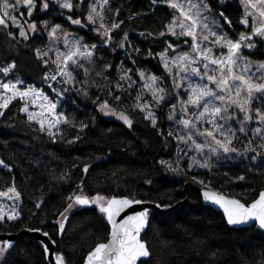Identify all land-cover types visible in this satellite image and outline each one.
<instances>
[{
  "label": "trees",
  "instance_id": "1",
  "mask_svg": "<svg viewBox=\"0 0 264 264\" xmlns=\"http://www.w3.org/2000/svg\"><path fill=\"white\" fill-rule=\"evenodd\" d=\"M87 2L91 3V0ZM208 3L212 14L222 24L225 22L219 17L221 11L232 20L231 31L225 24L229 32L244 29L239 24L242 6L238 0H208ZM111 4L113 8L120 7L117 19L124 21L117 39L122 37L123 32L128 33L129 39L124 48L117 43L112 47H98L97 57H102L104 62L111 63L116 69L106 73L110 80L118 79L122 63L125 68H133L134 73L144 70L163 76L171 92L170 82L159 60L155 55L149 56L148 49L153 53L162 51L169 37L160 38L158 33L164 30L172 10L162 0H157L156 4L152 0H111ZM53 6L50 4L47 15L37 12L34 18L59 23L65 29L73 28L74 25L66 20V11H53ZM78 31L86 42L100 45L94 32L86 28H79ZM147 33H155L156 37ZM171 39L174 41V38ZM47 43L45 35H38L27 42L13 40L0 26V67L15 62L16 68L11 73L13 77L22 78L27 85L42 87L52 95L48 82L44 80L45 72L50 71L51 66L46 69L33 51ZM136 48L140 49L139 53L134 51ZM254 56L264 60V48L260 42ZM100 66L101 61L97 60V67ZM1 78L4 79L2 73ZM83 78L81 71L78 79ZM133 80L137 83L128 90L123 104L117 105L129 109L133 115L132 128L120 119L99 112L94 102L97 96L101 100L108 98L110 103L113 101L107 96L106 89L96 87V84L104 82L95 76V72L91 75L88 96L75 89L64 94L58 111L73 119L77 127L63 126L62 139L54 142L47 133L39 131V126L29 122L27 115L20 111L19 102H14L5 111V115L0 117V159L10 168L0 166V188L6 182L15 180L22 192L19 205L22 218L0 225V233L42 229L56 241V250L64 254L68 264H84L88 252L109 237L110 225L106 219L95 206H82L74 208L69 214L62 235L55 223L60 219L58 213L66 207V197L77 191V186L83 181V190L89 195L99 191L104 195H130L170 206L178 204L172 211H150L143 239L148 242L151 255L142 260L143 264H264V231L255 225L242 228L229 226L219 210L203 203L199 191L202 185L192 181V176L197 175L210 181V186L216 190L250 203L264 190V158L253 160L252 154L234 156L211 171L188 169L189 161L184 159L181 167L186 175L166 171L158 162L161 159L173 162L177 155L176 145L171 138L167 141L162 138L158 129L166 132L171 128L168 119L171 108L162 104L157 112L158 126L152 127L139 111L129 108L142 85L135 74ZM53 87L58 85L53 84ZM80 122L88 124L82 132L78 126ZM77 134L81 136L79 141L66 142ZM85 164L91 165L88 173L82 171ZM240 175H244L245 179H236ZM148 179L152 180L151 185L146 183ZM186 184L188 191L185 193ZM41 200L43 203L37 207ZM0 264L49 262L41 241L24 234L0 259Z\"/></svg>",
  "mask_w": 264,
  "mask_h": 264
},
{
  "label": "snow or ice",
  "instance_id": "2",
  "mask_svg": "<svg viewBox=\"0 0 264 264\" xmlns=\"http://www.w3.org/2000/svg\"><path fill=\"white\" fill-rule=\"evenodd\" d=\"M238 2L242 6L239 24L246 31L239 32L237 38L233 39L225 31V24L231 31L232 20L223 11L219 17L224 24L211 18L212 7L208 0H162L172 12L158 36H167L169 39L165 41L162 51L153 53L148 49V55H155L159 60L170 82V92L169 83L163 76L144 70L134 73L133 68H125L122 63L117 80H110L106 74L116 69L111 63L104 62L102 57H97L98 47H112L117 43L120 48H124L129 39L127 32L117 39L124 21L117 19L121 9L113 8L111 0H91V3L87 0H0V26L13 40L27 42L38 35L46 36L48 43L33 51L46 69L51 66V70L44 75L49 87L58 85L52 87L58 98L52 99L41 89L24 85L19 79H0V117L14 102H19L20 111L27 115L29 122L39 126V131L47 133L54 142L62 139L63 126L75 128L77 123L63 111H58L59 98L73 89L88 96L91 75L95 72V76L104 82L96 84V87L106 89L107 96L113 101L110 103L108 98L101 100L97 96L94 102L99 112L118 117L132 128L133 115L129 109L117 105L123 104L128 90L137 83L133 80L135 74L142 81V86L129 108L139 111L154 128L159 123L157 111L160 106L167 104L171 108L168 119L173 121L175 127L166 132L158 129L162 138L166 141L171 138L176 145L177 155L173 162L164 159L158 162L166 171L186 175L187 172L181 167L185 158L189 161L188 169L198 167L209 171L213 167V158L217 163L248 154H252L253 160L264 158V62L254 63L244 54L245 49L257 48V40L264 44V0ZM152 3L156 4L157 0H152ZM50 4L66 10V20L72 25L94 32L100 45L86 42L83 37L67 31L59 23L34 18L37 12L47 15ZM114 33L117 35L114 36ZM147 35L156 37L155 33ZM134 51L139 53L140 49ZM97 60L101 61L100 67H97ZM15 68L16 64L12 62L0 67V73L8 77ZM81 71L84 78L78 79ZM170 95L172 99H168ZM33 107L36 110H32ZM78 126L82 132L88 124L80 122ZM80 139L81 136L77 134L66 142L71 144ZM0 166L10 168L3 159H0ZM90 167L85 164L82 171L88 173ZM236 179L244 180L245 176L240 175ZM192 181L204 186L202 196L205 201L213 202L223 209L227 224H255L264 231V191L259 193L257 199L247 203L212 189L210 181L200 179L197 175L192 176ZM146 183L151 185L152 180L148 179ZM77 188V191L66 197V207L58 213L60 219L55 223L59 234L64 233L69 214L76 207L95 206L110 225L108 239L98 242L88 252L85 264H138V261L143 264L141 258L151 255L148 242L141 238V233L149 225L150 210L144 208L132 214H122L146 201L130 195H104L99 191L89 195L83 190V181ZM4 200L11 203L2 202ZM21 201L22 192L14 179L0 188V225L22 218L19 209ZM42 203L41 200L36 206ZM155 206L170 207L162 203H156ZM28 231H42L45 237H49L51 244H56L47 231L37 228ZM8 235L11 236V233ZM41 243L45 253L54 256L51 264H68L62 252L55 248L50 250L47 244ZM13 245V240L0 238V259Z\"/></svg>",
  "mask_w": 264,
  "mask_h": 264
},
{
  "label": "water",
  "instance_id": "3",
  "mask_svg": "<svg viewBox=\"0 0 264 264\" xmlns=\"http://www.w3.org/2000/svg\"><path fill=\"white\" fill-rule=\"evenodd\" d=\"M214 190H216V189H214ZM187 191H188V185L186 184L185 193ZM199 191L201 193V197H202L203 203L206 204V205L212 206L213 208L219 210L223 214V216L225 217V220H226V214L224 213L223 209L219 205H217V204H215L213 202L205 201L203 199L202 192L204 191V186L203 187L202 186L199 187ZM216 191H218V190H216ZM262 191H264V190H262ZM221 193L224 194V195H226V196H229V195H227V194H225L223 192H221ZM229 197H231V196H229ZM232 198H237V197H232ZM237 199H239V198H237ZM242 202H244V201H242ZM155 204L156 203H153V202H150V201H146V203H144V204L134 205L132 208L128 209L126 211V213H124L122 215H127V214H132L133 212L142 211L144 208H148L150 211L152 210V211H157V212H168V211H172L173 209H175L178 206V204H176L174 206H170V207H167V208H157L155 206ZM252 225H255V224H252ZM229 226L236 227V228L249 227L248 225H237V226L229 225ZM145 231H146V229L144 230V232L141 233V238L142 239H143V235H144ZM24 234H28V235L35 236L41 242H43L44 244H47L50 250L53 249V248L56 249V244L55 245L51 244L49 237H45L43 235V232H41V231H39V232L38 231H28V229H24V230H22L20 232H17V233H11V236H9L8 233H0V238H3V239H11L15 243ZM51 240H53V239L51 238ZM46 256H47V260H48L49 264H51L52 260L54 259V256L53 255H50V254H47V253H46ZM146 258L147 257L141 258V260H144ZM85 260H86V258H85ZM84 264H85V261H84ZM138 264H140L139 261H138Z\"/></svg>",
  "mask_w": 264,
  "mask_h": 264
},
{
  "label": "rangeland",
  "instance_id": "4",
  "mask_svg": "<svg viewBox=\"0 0 264 264\" xmlns=\"http://www.w3.org/2000/svg\"><path fill=\"white\" fill-rule=\"evenodd\" d=\"M53 5H55V4H53ZM59 8L55 5V6H53V8H52V10L53 11H56L57 12V10H58ZM51 10V11H52ZM62 10V9H61ZM64 11H66V10H64ZM55 12V13H56ZM65 14H68L67 13V11H66V13ZM211 18H215V16L213 15V14H211ZM215 19H217L220 23H222L218 18H215ZM80 27L79 26H77V25H74V27L73 28H69V29H66L67 31H69V32H72V33H74V34H77V35H79V36H81V34L79 33V31H78V29H79ZM225 31H228L227 30V27L225 26ZM242 31H246V29L244 28V29H242V30H240V31H235V32H229V35L230 36H232V38L233 39H236L237 38V34L239 33V32H242ZM81 37H83V36H81ZM83 39H84V37H83ZM85 40V39H84ZM174 40H175V38H174ZM259 40H257V48H258V46H259ZM103 47L104 46H106V45H102ZM257 48H255V49H253V50H247V49H245L244 50V54L246 55V56H249V58L254 62V63H261V62H264V60H261V59H258V58H256L255 56H254V54L256 53V49ZM263 48H264V44H263ZM185 50H187V49H185ZM3 78L5 79V80H8V79H12V80H16V79H19L20 81H22L23 82V84L24 85H27V84H25V82H24V80L22 79V78H20V77H13L12 75H11V73L9 74V76L8 77H4L3 76ZM2 79V78H1ZM29 85H31V86H34L35 88H37V89H41L46 95H48L50 98H52V99H57L56 97H53L52 95H50L44 88H42V87H36L35 85H32V84H29ZM141 84H140V88H141ZM51 94H53L52 93V91H51ZM54 95V94H53ZM262 103H264V101H262ZM254 106H255V102H254ZM58 108H59V106H58ZM32 110H36L35 109V107H33V109ZM160 110V109H159ZM158 110V111H159ZM157 111V112H158ZM170 111L171 110H169V113H170ZM108 116H111V115H108ZM111 117H114V118H117V119H119L118 117H115V116H111ZM170 121V120H169ZM169 125H170V127L171 128H174L175 127V125H174V123H173V121H170L169 122ZM185 159H187V158H185ZM212 162V164H213V167H218L221 163H223V162H225L226 163V161L225 160H222L220 163H217V161H216V159L215 158H213V160L211 161ZM212 167V168H213ZM192 169H194V170H197V171H199V170H201V169H205V168H192ZM211 188H213L212 186H210ZM213 189H215V188H213ZM2 202H4V203H11V202H9V201H6V200H4V201H2ZM19 205H20V202H19Z\"/></svg>",
  "mask_w": 264,
  "mask_h": 264
},
{
  "label": "built area",
  "instance_id": "5",
  "mask_svg": "<svg viewBox=\"0 0 264 264\" xmlns=\"http://www.w3.org/2000/svg\"><path fill=\"white\" fill-rule=\"evenodd\" d=\"M54 93H56V92H54ZM56 94H57V93H56ZM63 99H64V97L61 98V101H62Z\"/></svg>",
  "mask_w": 264,
  "mask_h": 264
},
{
  "label": "bare ground",
  "instance_id": "6",
  "mask_svg": "<svg viewBox=\"0 0 264 264\" xmlns=\"http://www.w3.org/2000/svg\"><path fill=\"white\" fill-rule=\"evenodd\" d=\"M85 207H88V206H85Z\"/></svg>",
  "mask_w": 264,
  "mask_h": 264
}]
</instances>
